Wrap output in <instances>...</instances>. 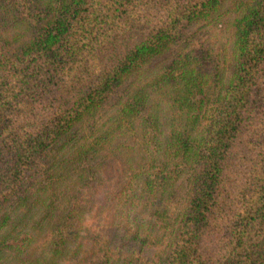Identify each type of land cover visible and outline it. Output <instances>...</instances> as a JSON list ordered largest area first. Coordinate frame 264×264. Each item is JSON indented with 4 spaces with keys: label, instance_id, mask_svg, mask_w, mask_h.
<instances>
[{
    "label": "trees",
    "instance_id": "1",
    "mask_svg": "<svg viewBox=\"0 0 264 264\" xmlns=\"http://www.w3.org/2000/svg\"><path fill=\"white\" fill-rule=\"evenodd\" d=\"M92 256L264 264V0H0V264Z\"/></svg>",
    "mask_w": 264,
    "mask_h": 264
},
{
    "label": "rangeland",
    "instance_id": "2",
    "mask_svg": "<svg viewBox=\"0 0 264 264\" xmlns=\"http://www.w3.org/2000/svg\"><path fill=\"white\" fill-rule=\"evenodd\" d=\"M192 30H194V35L192 39L195 41V47L200 46L202 48L207 47L209 50V53L215 56L220 55H226L224 53L227 52L229 47V30L224 24H216V26H199L195 27ZM210 47V49H209ZM220 59V65H221V58L218 57L217 60ZM159 60V59H158ZM113 159H110L109 161L112 162ZM120 165L116 166V169L114 170V179H111L110 181H115V178L118 177V174L120 173ZM95 202H100V196H97L96 199H94ZM177 205L171 206V213L174 212V209H176ZM208 241V239H206ZM38 252V248H35V251H33L28 258L32 260L36 253ZM94 259V263L91 264H99L98 260L94 256H92ZM15 264V263H13Z\"/></svg>",
    "mask_w": 264,
    "mask_h": 264
}]
</instances>
